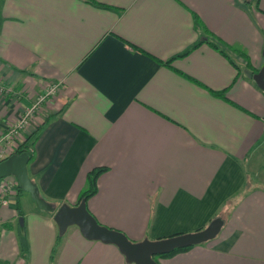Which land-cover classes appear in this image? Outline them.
I'll use <instances>...</instances> for the list:
<instances>
[{"label": "crops", "instance_id": "0c3cea01", "mask_svg": "<svg viewBox=\"0 0 264 264\" xmlns=\"http://www.w3.org/2000/svg\"><path fill=\"white\" fill-rule=\"evenodd\" d=\"M93 1L104 7L0 0V80L13 88L0 131L61 82L22 134L30 179L55 208L74 206L106 167L86 207L134 242L222 222L159 264H264V92L250 74L264 62V0ZM210 34L251 66L206 42L176 57ZM24 192L0 205V264H128L76 226L59 235Z\"/></svg>", "mask_w": 264, "mask_h": 264}, {"label": "water", "instance_id": "95a60500", "mask_svg": "<svg viewBox=\"0 0 264 264\" xmlns=\"http://www.w3.org/2000/svg\"><path fill=\"white\" fill-rule=\"evenodd\" d=\"M252 77L256 85L264 92V62ZM28 160L27 152H21L11 154L0 161V178L15 177L18 186L29 194L39 209L53 212V220L58 228L59 235H63L69 226H76L86 239L116 245L128 264H159L154 259L155 255L167 254L175 249L204 243L214 238L220 230L222 222L215 218L206 228L198 232L158 240L144 239L134 242L123 232L98 223L88 211L84 199L74 206L62 203L58 208H55V206L47 204L40 196L37 185L28 175Z\"/></svg>", "mask_w": 264, "mask_h": 264}, {"label": "built area", "instance_id": "2783aa9c", "mask_svg": "<svg viewBox=\"0 0 264 264\" xmlns=\"http://www.w3.org/2000/svg\"><path fill=\"white\" fill-rule=\"evenodd\" d=\"M61 82L49 83L40 91L31 105L24 107L22 113L16 118L9 127L0 131V161L6 159L11 154L17 153V150L23 143V133L26 130L31 118L39 108L48 100L52 99L60 90ZM13 92V88L5 86L0 80V94ZM16 93V92H15ZM19 94H14L18 97ZM19 191L18 183L15 177L7 176L0 178V205L8 206L9 200L14 198Z\"/></svg>", "mask_w": 264, "mask_h": 264}, {"label": "trees", "instance_id": "16d2710c", "mask_svg": "<svg viewBox=\"0 0 264 264\" xmlns=\"http://www.w3.org/2000/svg\"><path fill=\"white\" fill-rule=\"evenodd\" d=\"M86 2H89V3H92L96 6H99V7H104L103 4H100V3H96L95 1L93 0H84ZM209 35V34H208ZM210 38V39H209ZM209 38L207 37L206 40H199L197 41L196 43H194L189 49H187L186 51H184L183 53H181L180 55L176 56V57H180V56H184L186 55L188 52H190L191 50L195 49L196 47H198L200 44L206 42L208 44H210L211 46H213L214 48H217L219 51L223 52L225 55H227L224 50L227 49V50H231L232 52L236 53L237 55L239 56H242L246 59L247 61V64L248 66H251L249 60H248V57L246 56L245 52L241 51V50H234L232 48H230L227 44H225L224 42H222L220 39H218L217 37H215L214 35L210 34ZM174 57V58H176ZM173 60V58H170L164 62H162V64H165V65H170L171 61ZM259 69H250V74L253 75L255 72H258ZM216 95L219 96V97H222V98H225L224 95L220 92H216ZM41 128H38L36 132L32 133L30 138L28 139H31L32 140V143H34V141H36V139L39 137L40 135V132H41ZM28 140H23V143L21 144V146L19 147V149L17 150V153H21V152H27L28 156H29V160H28V163L33 159V153H32V148H29V146L26 144ZM107 168L106 167H96L94 168L91 172L88 173L87 175V183H86V187L84 188V190H82L78 196V200H77V203L78 204L82 199L86 200L92 196L93 194L96 193L97 191V187H96V182H97V178L98 176L103 173L104 171H106ZM36 184V183H35ZM38 187V186H37ZM19 188V192H23V190L18 186ZM39 190V189H38ZM40 193V191H39ZM40 196L45 200V202L47 204H50L51 203L46 199L44 198V196L40 193ZM43 210V209H42ZM45 211L47 214L49 215H52L53 212H48L46 210H43ZM110 228V227H109ZM191 246L189 247H184V248H179V249H175L174 251L172 252H169L167 254H162V255H155L154 256V259L157 261L159 258H164V257H170L178 252H182V251H186L187 249H189Z\"/></svg>", "mask_w": 264, "mask_h": 264}, {"label": "rangeland", "instance_id": "374dc122", "mask_svg": "<svg viewBox=\"0 0 264 264\" xmlns=\"http://www.w3.org/2000/svg\"><path fill=\"white\" fill-rule=\"evenodd\" d=\"M260 54H262V51L260 52ZM261 68V67H260ZM40 109V108H39ZM24 192V191H23ZM24 193H26V192H24Z\"/></svg>", "mask_w": 264, "mask_h": 264}]
</instances>
